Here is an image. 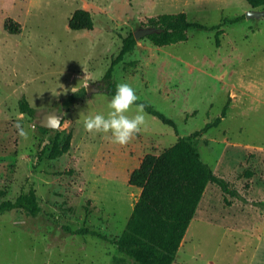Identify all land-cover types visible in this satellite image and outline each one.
<instances>
[{
  "label": "rangeland",
  "instance_id": "obj_1",
  "mask_svg": "<svg viewBox=\"0 0 264 264\" xmlns=\"http://www.w3.org/2000/svg\"><path fill=\"white\" fill-rule=\"evenodd\" d=\"M79 8L92 14L93 30L69 28ZM250 10L246 0H0V191L15 200L34 189L41 207L37 216L0 213V264H136L115 244L72 232L118 237L141 194L129 177L144 156L202 131L227 103L226 117L196 143L238 197L208 184L174 264H264V16L248 18ZM181 11L207 26L245 18L222 26L219 45L216 30L191 28L187 41L163 47L142 37L114 71L178 133L146 111V126L124 146L85 131L84 117L106 114L112 99L88 86L124 38L146 17ZM9 18L19 33L5 29ZM22 97L34 118L21 113ZM55 108L65 109L63 125L41 129L40 116ZM63 131L73 133L71 148L51 159L44 151Z\"/></svg>",
  "mask_w": 264,
  "mask_h": 264
},
{
  "label": "trees",
  "instance_id": "obj_2",
  "mask_svg": "<svg viewBox=\"0 0 264 264\" xmlns=\"http://www.w3.org/2000/svg\"><path fill=\"white\" fill-rule=\"evenodd\" d=\"M252 9L264 8V0H246ZM245 16L233 19L225 18L220 24L207 26L189 20L186 12L164 13L146 17L144 27H155L158 31L147 37L159 47L185 42L189 39L191 28L216 30V43L220 44V36L224 33L222 26L243 20ZM72 30H93L94 19L90 11L79 8L69 19ZM5 29L10 33H19L20 24L9 18ZM137 40L134 34L124 38L119 54L112 60L104 76L95 84L99 93L113 97L118 85L114 71L125 56L134 51ZM145 106V111L159 118L164 124L178 129L177 123L148 102L138 100ZM229 103L224 107L221 117L196 131L190 136L179 137L176 144L159 154H147L139 167L133 170L129 184L141 189L131 216L123 232L115 238L90 228H79L73 234H91L115 244L122 254L136 264H174L179 248L187 230L195 217L199 203L209 183L218 185L223 192L238 197L237 191L217 175L205 162L199 152L196 138L213 126H218L226 117ZM19 109L32 118L36 116L34 108L26 97L19 101ZM43 130L48 128L41 127ZM178 133V131H177ZM73 133L64 135L58 132L50 146L45 149L51 159L67 153L72 144ZM6 195L0 191V213L20 210L26 215L37 216L41 212L37 192L31 189L21 193L15 200L3 199Z\"/></svg>",
  "mask_w": 264,
  "mask_h": 264
},
{
  "label": "clouds",
  "instance_id": "obj_3",
  "mask_svg": "<svg viewBox=\"0 0 264 264\" xmlns=\"http://www.w3.org/2000/svg\"><path fill=\"white\" fill-rule=\"evenodd\" d=\"M138 100L136 90L129 83H119L106 114L97 113L84 117L85 131L90 134H104L105 138L115 144L127 145L136 135L141 133L147 123L145 106L137 103ZM133 106H135V114L129 115ZM15 126L19 136L27 139L28 133L24 127L20 123Z\"/></svg>",
  "mask_w": 264,
  "mask_h": 264
},
{
  "label": "water",
  "instance_id": "obj_4",
  "mask_svg": "<svg viewBox=\"0 0 264 264\" xmlns=\"http://www.w3.org/2000/svg\"><path fill=\"white\" fill-rule=\"evenodd\" d=\"M248 18H261L264 16V9H251L247 13ZM158 31L155 27H141L137 31L134 32V36L136 40L141 39L142 37H146L148 35L153 34L154 32ZM95 89V85L88 86V92L91 93V91ZM97 90V89H96ZM65 116V109H59L55 108L50 111L44 112L40 116V126L48 129H54L58 130L63 125ZM58 118V119H56ZM51 121V124H50Z\"/></svg>",
  "mask_w": 264,
  "mask_h": 264
},
{
  "label": "crops",
  "instance_id": "obj_5",
  "mask_svg": "<svg viewBox=\"0 0 264 264\" xmlns=\"http://www.w3.org/2000/svg\"><path fill=\"white\" fill-rule=\"evenodd\" d=\"M191 1L192 2H198V0H185V3H186V5H188L189 3H191ZM166 2V1H165ZM194 5H197L196 3H194ZM251 7V6H250ZM252 9V8H251ZM181 12H184V11H181ZM184 239H185V237H184ZM183 239V240H184Z\"/></svg>",
  "mask_w": 264,
  "mask_h": 264
},
{
  "label": "bare ground",
  "instance_id": "obj_6",
  "mask_svg": "<svg viewBox=\"0 0 264 264\" xmlns=\"http://www.w3.org/2000/svg\"><path fill=\"white\" fill-rule=\"evenodd\" d=\"M192 230V229H191ZM190 232V231H189ZM187 235H188V233H187Z\"/></svg>",
  "mask_w": 264,
  "mask_h": 264
}]
</instances>
